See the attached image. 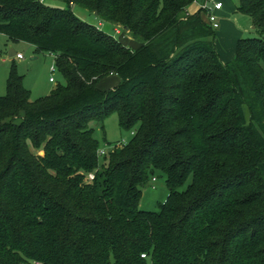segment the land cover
<instances>
[{
    "label": "trees",
    "instance_id": "16d2710c",
    "mask_svg": "<svg viewBox=\"0 0 264 264\" xmlns=\"http://www.w3.org/2000/svg\"><path fill=\"white\" fill-rule=\"evenodd\" d=\"M53 1L0 0V35L53 55L64 80L31 99L10 65L0 264H264V0H236L256 36L228 62L195 0ZM111 113L134 132L100 157L92 124ZM156 172L168 194L141 210Z\"/></svg>",
    "mask_w": 264,
    "mask_h": 264
},
{
    "label": "rangeland",
    "instance_id": "374dc122",
    "mask_svg": "<svg viewBox=\"0 0 264 264\" xmlns=\"http://www.w3.org/2000/svg\"><path fill=\"white\" fill-rule=\"evenodd\" d=\"M196 1L197 4L194 12H192L193 14L202 11L201 5H203L205 0ZM220 1L224 3V7L223 10L217 14L220 20V28L214 31L215 49L220 59L224 60L223 58H227L232 54L230 59L232 60L235 55L236 41L242 38L255 37L256 34L252 29L251 18L233 12L236 0ZM45 3L53 7H63L61 3L53 0H45ZM71 10L80 20L94 26H99L100 29L114 35V32L109 30L107 24H99V20L94 15L89 14L87 11L77 6H72ZM203 12L204 11L199 15L201 19L205 20L206 16ZM118 35L122 42L128 39L122 34L120 36V33ZM262 38L264 39V34ZM10 48L22 54L23 59H9L7 54ZM32 50V47L28 44H11L3 35H0V97L6 95V81L12 63H14L16 73L23 77V86L30 92L31 99L46 96L58 82L64 83L62 76L55 68L54 56L46 53L34 55L32 54ZM34 57L35 59L31 60ZM50 78H52L54 82H49ZM117 82L118 79L111 76L101 80L98 83V87L101 89L111 88L116 85ZM92 127L94 128V136L99 141L100 148L106 151L112 149L114 146L119 147L127 143L131 138L132 132H134V128L127 130L120 127L116 113L109 114L100 125L93 123ZM164 181V175L160 172H156L154 181L150 179L141 188L142 196L139 205L141 210L156 211L158 204L165 200L168 190Z\"/></svg>",
    "mask_w": 264,
    "mask_h": 264
},
{
    "label": "built area",
    "instance_id": "2783aa9c",
    "mask_svg": "<svg viewBox=\"0 0 264 264\" xmlns=\"http://www.w3.org/2000/svg\"><path fill=\"white\" fill-rule=\"evenodd\" d=\"M221 8H222V3L217 1V0H205L203 5H201V10L206 11L208 22H209L210 26L215 30L218 29L220 26L219 18L216 15V11L221 10ZM15 57L17 59L23 58L22 54H20V53H16ZM49 81L54 82L52 78H50ZM105 153H106V150L101 149L99 151L98 155L100 157H102L105 155ZM92 179H93V175L90 174L88 176V180H92ZM152 181H154V178L152 179ZM142 256H144V255H142Z\"/></svg>",
    "mask_w": 264,
    "mask_h": 264
},
{
    "label": "crops",
    "instance_id": "0c3cea01",
    "mask_svg": "<svg viewBox=\"0 0 264 264\" xmlns=\"http://www.w3.org/2000/svg\"><path fill=\"white\" fill-rule=\"evenodd\" d=\"M217 1H219V2H221L222 3V8H221V10H219V11H216V15L218 14V13H220L222 10H223V7H224V3L222 2V1H220V0H217ZM196 4H197V1L195 0V2H193V4H191L189 7H188V13L190 14V15H192L193 13L192 12H194V10H195V6H196ZM191 10H193V11H191ZM233 12L235 13V5H234V7H233ZM235 14H237V13H235ZM219 22H220V20H219ZM253 27V26H252ZM219 28H220V26H219ZM253 29V28H252ZM16 53H18V52H15V55H16ZM15 55L14 56H12V57H10L8 54H7V56H8V58L9 59H16V60H22V59H17L16 57H15ZM232 54H230V56L229 57H227V58H223L224 60H222L221 59V61L222 62H228V61H230V59H231V56ZM50 82V81H49Z\"/></svg>",
    "mask_w": 264,
    "mask_h": 264
},
{
    "label": "water",
    "instance_id": "95a60500",
    "mask_svg": "<svg viewBox=\"0 0 264 264\" xmlns=\"http://www.w3.org/2000/svg\"><path fill=\"white\" fill-rule=\"evenodd\" d=\"M252 28H253V27H252ZM8 55H9L10 57L14 56V55H15V51H14L12 48H10L9 51H8ZM33 59H35V57L32 58L31 60H33Z\"/></svg>",
    "mask_w": 264,
    "mask_h": 264
}]
</instances>
